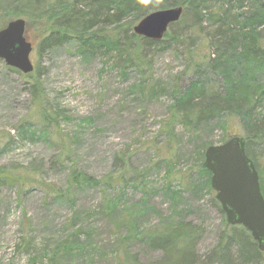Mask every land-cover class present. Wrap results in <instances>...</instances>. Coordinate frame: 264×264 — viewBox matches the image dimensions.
<instances>
[{"label":"rangeland","instance_id":"374dc122","mask_svg":"<svg viewBox=\"0 0 264 264\" xmlns=\"http://www.w3.org/2000/svg\"><path fill=\"white\" fill-rule=\"evenodd\" d=\"M205 7L199 28L193 11L185 7L183 20L169 32L179 41L145 48L146 65L126 70L114 52L82 57L73 44L38 58L39 37L25 27L33 48L30 61L38 67L44 107L52 118L42 126L29 86L0 61V170L22 182V187L19 181L0 183V264L39 261L69 239V251L55 264H117L128 232L114 222L123 211L144 231L178 213L203 227L197 253L203 256L213 248L226 221L211 200L215 193L206 184L210 186L211 176L199 168L197 153L205 143L222 144L225 131L243 138L242 127L216 120L190 135L177 126L172 142L162 130L170 120L175 85L183 90L195 78L182 41L200 40L212 34L218 19L229 24L235 16L252 14L254 7L251 0H206ZM7 23L1 20L0 25ZM261 33L264 40V30ZM141 74L147 81L142 91ZM251 148L259 153L255 144ZM260 161L262 167L264 157ZM72 164L97 180L117 178L124 169L144 179L142 185L107 190L81 187L73 191L71 203L46 199L45 188H67ZM106 199L114 200L109 217L102 211ZM124 248L141 264L160 256L142 238ZM257 263L264 264V253ZM36 264L51 263L43 259Z\"/></svg>","mask_w":264,"mask_h":264},{"label":"trees","instance_id":"16d2710c","mask_svg":"<svg viewBox=\"0 0 264 264\" xmlns=\"http://www.w3.org/2000/svg\"><path fill=\"white\" fill-rule=\"evenodd\" d=\"M206 0H0V22L23 19L26 30L39 37L35 54H41L55 48L73 44L82 57H92L101 52L115 53L122 60L123 68L133 69L140 64L145 48L158 47L167 40H178L170 35V30L183 20L185 7L193 11L194 23L199 28L203 21L202 10ZM252 14L235 16L227 24L222 19L214 22L216 28L212 34L204 35L200 40H184L187 57L192 60L191 73L195 77L189 85L180 90L175 85L173 102L169 108L170 120L164 127L169 141H174L177 126L194 135L201 126L216 120L238 122L244 132L246 156L252 161L259 177V185L264 198V161L260 167V158L264 157V48L262 33L264 13L261 0H251ZM171 4V5H170ZM166 5L168 7H163ZM182 6L184 12L180 20L171 25L159 42L137 37L132 27L146 15L162 9ZM130 17V22H125ZM0 25V29L4 28ZM199 31V30H198ZM200 32V31H199ZM201 35V32H200ZM179 41V40H178ZM157 50H161L162 48ZM196 49V50H195ZM18 74L30 88L39 121L49 122L52 118L44 107V95L40 87V74L37 65L32 73ZM140 90L147 82L140 75ZM234 135L225 131L222 144ZM259 147L257 155L252 144ZM211 143H205L197 156L201 160L199 168L209 178L211 175L203 165L204 151ZM171 148V145H170ZM27 176L25 175V178ZM142 175H131L128 169L122 170L117 178L110 175L97 180L72 164L66 177V189H44L46 199L72 202L73 191L81 187H100L105 190L124 185L140 183ZM19 181L13 174L0 170V183ZM19 185L22 187L19 181ZM210 193H214L206 182ZM143 187V186H141ZM171 191H166V196ZM146 190L142 194H145ZM169 197V196H168ZM212 202L224 216L219 203L212 196ZM114 200L106 199L102 205L104 215L110 214ZM117 205L116 203H114ZM77 215V214H76ZM75 215V216H76ZM109 217V215H108ZM110 221V219H108ZM145 231L140 224L131 221L123 214L114 222L118 227L127 228L128 235L123 237L119 247L117 264H141L135 254L127 253L124 245L142 238L150 251L160 253L158 259L147 264H258L262 254L250 233L241 226H230L223 222L217 242L205 255L197 253L196 248L203 234V227L179 218L178 213ZM139 227V228H138ZM70 240V239H69ZM66 240L59 249L34 258L28 264H36L46 259L55 264L57 258L68 252L70 241ZM233 249H237V258H233ZM240 261V262H238Z\"/></svg>","mask_w":264,"mask_h":264},{"label":"water","instance_id":"95a60500","mask_svg":"<svg viewBox=\"0 0 264 264\" xmlns=\"http://www.w3.org/2000/svg\"><path fill=\"white\" fill-rule=\"evenodd\" d=\"M264 13V5H263ZM183 7L154 11L133 27L132 33L150 41L159 42L169 27L177 23ZM25 21L15 19L0 30V61L23 75L33 72L30 61L32 45L25 37ZM203 165L211 174L210 187L215 192L230 226H241L264 253V198L258 173L245 153V140L234 136L221 145L210 146L204 152Z\"/></svg>","mask_w":264,"mask_h":264}]
</instances>
